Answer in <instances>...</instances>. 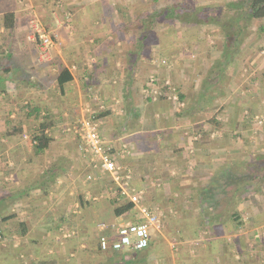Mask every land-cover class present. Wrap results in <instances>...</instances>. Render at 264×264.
<instances>
[{"label":"crops","instance_id":"1","mask_svg":"<svg viewBox=\"0 0 264 264\" xmlns=\"http://www.w3.org/2000/svg\"><path fill=\"white\" fill-rule=\"evenodd\" d=\"M184 4L0 0V214L15 215L1 223L0 264L264 263V19L227 62L222 34L205 45L219 25ZM32 18L56 36L47 59ZM152 75L178 99L161 86L155 97ZM88 116L161 213L152 228L172 257L147 254L152 237L143 250L100 249L101 223L142 217L117 214L129 200L88 165L73 131ZM36 133L50 139L42 151Z\"/></svg>","mask_w":264,"mask_h":264},{"label":"built area","instance_id":"2","mask_svg":"<svg viewBox=\"0 0 264 264\" xmlns=\"http://www.w3.org/2000/svg\"><path fill=\"white\" fill-rule=\"evenodd\" d=\"M32 34L37 37L40 57L47 59L51 47L57 42L56 36L48 29L42 26L40 20L32 18ZM194 56V55H193ZM162 63H167L162 59ZM150 81L154 84V96L157 97L160 92V86L169 90V97L178 99L176 88L170 80L160 81L156 75H152ZM94 99L96 96L94 95ZM89 108V107H87ZM259 123H264V119H259ZM73 131L79 136L81 141V150L88 165L109 177L114 181L117 196L125 197L136 207L142 217L140 222H127L117 225H106L101 223L102 228L111 229L110 234H101L99 236V247L103 251H123V250H143L150 245L152 226L160 227L161 213L149 207L145 202V190L137 188L132 183V172L123 167L117 161L112 146H110L105 137L98 129L97 122L91 116L83 118L77 125L73 126ZM33 144L37 143L35 138L31 139ZM88 180H94L95 175L88 172Z\"/></svg>","mask_w":264,"mask_h":264},{"label":"trees","instance_id":"3","mask_svg":"<svg viewBox=\"0 0 264 264\" xmlns=\"http://www.w3.org/2000/svg\"><path fill=\"white\" fill-rule=\"evenodd\" d=\"M225 9L222 11L213 6L204 5L202 7H194L192 5H181L182 12L190 14H198L200 23H215L220 27V33L223 40V52L221 53V60H232L243 40V34L248 24L253 20L264 19V0H235L224 4ZM175 8V7H173ZM72 80V75L68 69H63L59 76V83ZM33 138L37 140L34 145L37 151H42L49 143V138L44 133H36ZM5 200V199H4ZM133 207L131 202L118 205L116 208L117 214H122ZM15 215L3 216L0 214V239L4 238V230L1 228V223L13 218ZM27 229L22 232L25 233ZM233 259L234 255H233ZM235 262V260H234ZM237 264V263H236Z\"/></svg>","mask_w":264,"mask_h":264},{"label":"rangeland","instance_id":"4","mask_svg":"<svg viewBox=\"0 0 264 264\" xmlns=\"http://www.w3.org/2000/svg\"><path fill=\"white\" fill-rule=\"evenodd\" d=\"M182 1L185 3V5H191V4H193V1H192V3H190L191 0H182ZM226 1H234V0H209V3L206 4V5H209L210 4L211 6H213L215 8H219L222 11V9H225L224 4L226 3ZM192 6H194V7H202V6H196V4H193ZM258 24L259 23L256 20L251 21L248 24L245 32H247V31L249 32L250 30H257L258 29ZM245 32H244V34H245ZM244 34H243V37H244ZM217 35L218 36H221V33L219 32V30H216L215 32H213V31L211 32L210 31L206 36H204V40L207 43V44H205L206 47H207V45H208V47L211 46V43H210L211 40L212 41L214 40L215 43H216V41H217V39H216ZM193 55H192L193 58H195L197 56L196 53H194ZM122 218H126V219L129 218V219H131V210H127L126 212H124L123 215H122ZM150 232H151V237H152V239H155L156 244L153 245L152 247L147 248L146 253L147 254L155 255L157 257L162 256V255H167L165 257L166 259L172 257V254H174V250L171 248L170 243L167 242V240H164L163 239V231H158V230H155V228H151L150 229ZM168 238H169V241H171V242L174 239L172 237V235L170 236L169 234H168ZM250 243L252 244L254 242L251 241ZM179 246L180 245H177V247H179ZM189 258H190V256H189ZM263 261H264V258H263Z\"/></svg>","mask_w":264,"mask_h":264}]
</instances>
